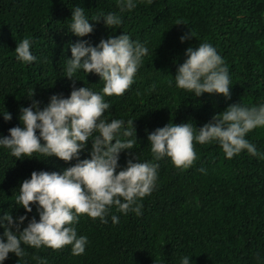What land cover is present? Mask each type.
I'll use <instances>...</instances> for the list:
<instances>
[{
    "label": "trees",
    "instance_id": "16d2710c",
    "mask_svg": "<svg viewBox=\"0 0 264 264\" xmlns=\"http://www.w3.org/2000/svg\"><path fill=\"white\" fill-rule=\"evenodd\" d=\"M74 6L90 20L111 11L122 22L109 29L102 20L90 21L93 32L78 38L67 31ZM190 31L193 36L181 43L179 37ZM123 32L149 51L129 88L105 97L110 103L105 115L133 121L136 129L133 149L119 155L121 167L133 157L151 161L147 133L170 121L190 122L195 129L229 105L264 101V0H140L123 13L116 0H0V113L12 116L5 121L0 115V135L19 125L20 107L31 103L29 90L41 108L54 94H70L72 81L63 77L66 58H71L69 43L85 39L95 46ZM24 38L37 57L31 64L15 59L14 50ZM201 42L211 43L228 68V99L207 93L195 97L175 87L173 76L186 58L185 49ZM75 78L82 80L75 82L77 88L103 87L92 73L78 71ZM246 139L264 154V127L253 129ZM193 148L196 159L188 168L174 167L167 157L156 162L155 186L138 201L141 215H124L115 207L105 223L81 215L75 228L78 236L87 237L82 255H72L70 245L56 250L25 246L23 257L9 253L3 264H179L183 255L190 264H264V157L245 150L225 159L215 143L193 142ZM80 158H90L87 149ZM75 163L56 157L16 160L0 149V215L11 211L14 219L27 215L38 220L35 205L25 213L13 202L20 183L33 171L60 172ZM112 215L119 217L118 223H112Z\"/></svg>",
    "mask_w": 264,
    "mask_h": 264
},
{
    "label": "clouds",
    "instance_id": "9594fccd",
    "mask_svg": "<svg viewBox=\"0 0 264 264\" xmlns=\"http://www.w3.org/2000/svg\"><path fill=\"white\" fill-rule=\"evenodd\" d=\"M138 2L140 0H116V7L123 13L136 8ZM147 2L151 3V0ZM101 20L109 29L118 28L122 22L121 16L111 11L101 12L90 20L81 7L74 6L67 31L83 38L94 30L90 21ZM190 36H193L191 31L181 35L179 40L184 43ZM30 46L28 38L17 43L14 52L18 62L31 64L36 61ZM68 48L71 58H66L63 77L72 81L70 94L67 97L54 94L41 108L40 101L33 99L34 91L29 90L26 97L31 103L20 107L19 125L9 128L8 135H0V149H6L16 160L56 157L76 163L60 172L33 171L30 178L20 183L13 201L15 206L31 213L32 205H35L39 219L35 216L29 219L27 215L14 219L11 211L0 215V229H3L0 264L9 253L23 257L25 246L56 250L70 245L72 255H82L87 237L77 235L75 225L80 216L99 218L105 223V216L112 207L124 215L129 212L141 215L138 201L150 194L155 186L159 166L156 162L167 157L174 167L188 168L196 159L193 142L217 144L225 159L245 150L250 156L264 157L246 139L253 129L264 127L262 101L255 106L229 105L195 129L190 122L175 124L170 121L147 133L151 161L133 157L121 167L119 155L133 149L131 137H136V129L133 121L109 119L105 115L110 109L105 97L120 96L129 88L149 50L125 32L100 39L95 46L88 40L77 39L75 43H69ZM184 56L186 58L173 76L176 88L195 97L207 93L230 98L228 68L211 43L201 42L195 48L189 46ZM78 71L98 75L103 87L99 91L85 84L75 87L76 81H82L75 78ZM0 115L5 121L12 119L8 112ZM86 149L90 158L81 159L80 154ZM118 220V216H111L113 224ZM25 221L27 224L23 226ZM179 264H190L189 257L181 256Z\"/></svg>",
    "mask_w": 264,
    "mask_h": 264
}]
</instances>
